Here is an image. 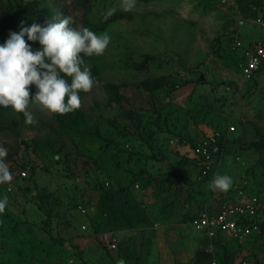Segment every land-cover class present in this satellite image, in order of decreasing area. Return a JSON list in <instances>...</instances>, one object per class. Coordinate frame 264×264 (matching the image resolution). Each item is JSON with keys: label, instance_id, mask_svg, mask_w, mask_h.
<instances>
[{"label": "rangeland", "instance_id": "1", "mask_svg": "<svg viewBox=\"0 0 264 264\" xmlns=\"http://www.w3.org/2000/svg\"><path fill=\"white\" fill-rule=\"evenodd\" d=\"M252 3L136 0L125 12L122 0H0V44L19 31L18 16L43 25L70 14L74 26L111 38L102 56L85 57L95 83L79 93L78 109L60 115L32 104L38 123L27 125L22 113L0 106V145L13 174L0 184V200L8 198L0 212V262L7 264L12 248L14 264H71L80 252L69 253L66 244L84 217L100 248L109 253L102 240L115 239L119 258L130 264L143 256L149 264L154 250L164 249L175 264L209 263L194 222L219 201L193 148L216 138L218 164L231 166L226 157L253 147L261 134L251 110L257 74L249 81L243 75L264 36L255 13L248 14ZM29 88L31 97L36 88ZM256 102L264 108V95ZM241 136L246 143L238 144ZM246 177L258 175L249 169ZM232 180L231 200L242 178ZM248 252L227 243L219 255L225 264H264Z\"/></svg>", "mask_w": 264, "mask_h": 264}, {"label": "clouds", "instance_id": "2", "mask_svg": "<svg viewBox=\"0 0 264 264\" xmlns=\"http://www.w3.org/2000/svg\"><path fill=\"white\" fill-rule=\"evenodd\" d=\"M135 6L136 0H122L125 12ZM111 14L112 10L107 13ZM74 25L76 20L70 14L53 17L43 25L34 22L25 26L21 20L19 31L10 30L6 41L0 44V106L22 113L27 125L38 123L28 110L30 105L64 115L78 109L79 93H88L94 86L95 78L85 57L102 56L111 38L108 32L98 35L87 27ZM26 41L38 42L40 47L34 51ZM66 77L71 78L70 83ZM30 85L36 88L31 97ZM7 155L8 150L0 145V184L13 180ZM232 185V177L217 174L208 188L226 193ZM7 200L6 196L0 200V212L5 210ZM117 264L125 262L118 260Z\"/></svg>", "mask_w": 264, "mask_h": 264}, {"label": "crops", "instance_id": "3", "mask_svg": "<svg viewBox=\"0 0 264 264\" xmlns=\"http://www.w3.org/2000/svg\"><path fill=\"white\" fill-rule=\"evenodd\" d=\"M255 13V18L264 17V0H257V3H252V9L248 10V14ZM254 37V36H253ZM254 79L255 84V90L254 94L252 95L251 101H252V108L254 114H257L258 117L256 118L258 124H259V131L261 134L254 135L252 138V141H254V146L245 150H242L239 153H236V156L233 157H226V163H231V166H225V163L218 164V168L213 169L211 172L212 176L214 177L217 174L220 175H228L230 174V177H239L243 179L249 180V187L251 190H255L254 192H258L261 196L264 197V108H260L257 104V97L258 95H264V65L261 67V69L256 73ZM246 87V85H243ZM260 91V93H259ZM235 131V130H234ZM246 138H238V144L246 143ZM263 162V163H261ZM252 169L256 172L258 175V178L254 180L253 177H246L247 176V170ZM180 176L183 178V174L180 173ZM176 179V178H175ZM174 180H171L173 182ZM177 182H180V184H184L182 180L176 179ZM256 181V183H255ZM242 185V183H241ZM238 185L237 187H239ZM139 187V185H138ZM263 192H262V191ZM218 194V203L214 206H211L210 211H214L218 208L219 204L224 200H231L229 199L231 196H228V191L226 193L216 191ZM239 197V194L237 198ZM235 198V199H237ZM232 199V200H235ZM84 218V217H83ZM82 218V221L79 223V226L77 229H74V232L76 234L71 236L72 244L67 243L66 246L69 247V253H72L73 251H79V257H73L70 260L71 264H117L118 260H121L119 258V255L117 254L116 250H110L108 249L109 253L103 249L100 248V244L96 238V233L94 230L91 229L90 223L86 222L85 219ZM86 218V217H85ZM261 227H262V233L258 236L253 237L249 243L246 245V251H249L248 255L251 254H258L262 255L264 257V250H262V241L264 240V216L262 220L260 221ZM159 232V231H158ZM157 232V238L159 239V234ZM199 232V231H198ZM126 231H119V235H124ZM199 234H201L199 232ZM204 238L203 234H201ZM255 239H258L257 241ZM73 245V246H72ZM14 250L12 248L8 249L6 262L7 264H14L13 257ZM246 253V252H245ZM209 258V263L211 262V256H207ZM124 261V260H123ZM148 261L146 259V256L139 261V264H145V262ZM125 264H130L129 262L124 261ZM235 264H240L241 260L238 259L234 261ZM208 263V264H209ZM66 264V263H64ZM149 264H175V261L173 258H170L169 253L167 250H160L155 251L152 253L151 256H149Z\"/></svg>", "mask_w": 264, "mask_h": 264}, {"label": "built area", "instance_id": "4", "mask_svg": "<svg viewBox=\"0 0 264 264\" xmlns=\"http://www.w3.org/2000/svg\"><path fill=\"white\" fill-rule=\"evenodd\" d=\"M259 27L264 30V17L256 19ZM264 65V36L255 43L254 50L243 68L246 81L251 80ZM232 131L234 127H230ZM199 162H209L222 155V149L216 138L196 143L193 148ZM207 175L211 167H202ZM22 175L27 177L28 172ZM239 197L236 200H224L214 211H207L201 215L194 226L204 236L207 243V252L211 256L209 264H225L220 257L221 248L227 243H233L238 248L245 247L249 241L262 233L260 221L264 216V197L258 192H253L249 187V180L243 179L242 185L237 187ZM102 242L110 250L117 249L115 239L108 237ZM230 264H235L233 261ZM240 264H249L241 260Z\"/></svg>", "mask_w": 264, "mask_h": 264}, {"label": "trees", "instance_id": "5", "mask_svg": "<svg viewBox=\"0 0 264 264\" xmlns=\"http://www.w3.org/2000/svg\"><path fill=\"white\" fill-rule=\"evenodd\" d=\"M18 17H19V21H21V20L25 21V25L28 26V22L24 18H22L21 16H18ZM263 139H264V137H263ZM195 161H196V163H199L198 160H195ZM212 171H213V167L209 169V172H212ZM179 174H175V175H172V176H179ZM108 193H112V191L108 192ZM108 193L106 192L105 194H108ZM108 204H109V202L105 201V200L103 202H101V206H104V207H107ZM0 264H5V263L0 262ZM136 264H139V262H137Z\"/></svg>", "mask_w": 264, "mask_h": 264}, {"label": "water", "instance_id": "6", "mask_svg": "<svg viewBox=\"0 0 264 264\" xmlns=\"http://www.w3.org/2000/svg\"><path fill=\"white\" fill-rule=\"evenodd\" d=\"M218 164V161L216 159L211 160L209 162H199L200 167H213Z\"/></svg>", "mask_w": 264, "mask_h": 264}]
</instances>
